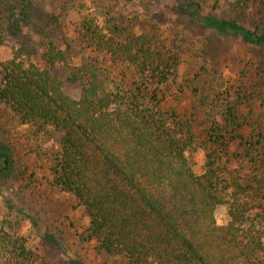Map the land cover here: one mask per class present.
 Listing matches in <instances>:
<instances>
[{
	"label": "trees",
	"instance_id": "obj_1",
	"mask_svg": "<svg viewBox=\"0 0 264 264\" xmlns=\"http://www.w3.org/2000/svg\"><path fill=\"white\" fill-rule=\"evenodd\" d=\"M172 1L198 26L264 49V0H232V21L200 15L209 0ZM2 6L0 46L31 22V0L7 14ZM105 9L98 17L79 12L78 44L88 52L77 62L51 41L41 63L24 60L25 45L0 61V111L60 136L42 160L49 186L70 195L86 218L80 240L124 264H264V92L231 93L200 79L179 113L169 103L180 54L135 17ZM56 66L80 86L78 99L63 93L50 72ZM10 160L0 142V176ZM219 206L227 208L222 226ZM0 264H47L21 224L4 217Z\"/></svg>",
	"mask_w": 264,
	"mask_h": 264
},
{
	"label": "rangeland",
	"instance_id": "obj_2",
	"mask_svg": "<svg viewBox=\"0 0 264 264\" xmlns=\"http://www.w3.org/2000/svg\"><path fill=\"white\" fill-rule=\"evenodd\" d=\"M21 1L3 0V11L7 14L10 5L18 6ZM231 4L232 0H209L202 5L200 15L235 20L236 11ZM106 7L135 17L136 26L145 33L154 29L167 47L180 54L179 76L172 85L169 103L179 113L188 111L191 89L200 79L217 81L231 93L238 87L264 92V49L246 43L240 36L220 35L198 26L172 0H31L30 24L15 34H5L0 61L25 45L31 55L22 52L24 60L41 63L43 45L51 41L67 54L69 62H77L88 52L78 44L75 25L80 20L79 12L98 17ZM237 22L243 24L241 19ZM50 72L62 83L66 96L79 98L80 86L67 81L64 67L56 66ZM180 87L182 94L176 92ZM59 139L52 129L36 133L20 125L7 107H1L0 142L10 151L11 160L10 169L0 176V218L19 222L23 235L47 264H124L121 259L97 253L92 244L80 240L79 234L87 223L84 214L70 195L49 186L50 177L42 158L59 148ZM239 166L235 162L234 167ZM215 219L218 226L225 224V206L216 209Z\"/></svg>",
	"mask_w": 264,
	"mask_h": 264
}]
</instances>
